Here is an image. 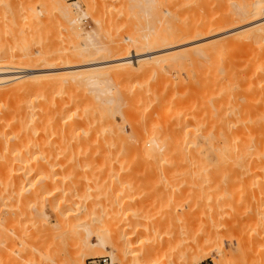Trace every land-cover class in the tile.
Wrapping results in <instances>:
<instances>
[{
  "label": "rangeland",
  "instance_id": "obj_1",
  "mask_svg": "<svg viewBox=\"0 0 264 264\" xmlns=\"http://www.w3.org/2000/svg\"><path fill=\"white\" fill-rule=\"evenodd\" d=\"M25 1L27 7H18L13 14L16 20L13 22H18L17 25H23L25 29L40 25V33L34 39L42 43L41 52L49 51L48 54L52 55V51L59 47L62 51L69 47L71 51H68L73 55L81 54V44L87 37L92 38L95 48L90 46L85 49L79 60L86 56L94 57V49L97 48L107 51L110 47L109 51L116 50L112 54L133 50L134 53L138 52L137 55H144L162 51L164 44L168 47L169 41L170 46V40L174 42V38L179 36H185L187 40L182 41L183 38L179 37V44L185 46L163 52L177 53L180 57L174 61L168 55L173 63L164 54L163 59L169 63L162 60L160 68L144 63L140 74L133 71L130 74L123 70L125 68L108 66L98 70H105L104 75L99 73L102 78H98H109L110 83H99V87L87 82V85L76 84L77 80L74 79H77L75 75L78 72L74 71L70 72L74 79L73 76H66L68 81L65 77V84L61 72L66 70L56 68L50 71L54 73L53 76H46L47 79L44 76L46 80L40 77L39 84L43 85L56 76L57 88L46 94L21 96L25 106L46 105L54 110L66 104L67 108L51 124L50 120L40 118L38 111L41 109L38 107L34 108L33 112L36 113L29 115L31 119L27 118L21 130L14 125L11 129L9 126L5 130L0 129V221L4 228L0 238V264H77L79 251L87 242L95 243L94 227L103 230L104 237L113 240L117 237L120 246H127L124 264H212L213 259H219L221 264H264V160L261 161L264 158L259 156L264 152V40L249 39L246 25L251 22V17L248 22L239 25L241 30L244 27L246 30L239 29L219 40L213 37L221 42L214 49V56H210L213 55L212 51L209 52L212 37L206 36L218 21L228 20L229 24H235L236 17L242 16L241 9L245 12L254 2L263 3L264 0H58L56 5L44 0L40 3L35 1L37 5L31 4L30 0ZM35 2L32 0V3ZM73 2L79 4L80 10L73 11L68 6ZM57 8L71 9L72 25L76 31H71V40L61 32ZM236 11L240 16H236ZM1 13L0 22L3 21ZM229 16L236 17L232 20ZM251 19L253 21L254 18ZM201 25L208 32H202L203 37L199 35L195 38L198 35L195 31L199 33L197 30L204 28ZM5 37L3 40H6ZM32 47L36 48V45ZM37 49L41 50L39 47ZM201 51H206L205 54L209 52L206 56L211 59L204 54L201 58ZM124 67L128 69V66ZM129 68L128 71L131 70ZM29 73L37 72L22 71L16 76ZM125 73L128 74L126 77ZM59 78L62 81H58ZM10 84L14 87L16 83ZM8 86L7 89L11 88ZM0 102L2 104V99ZM68 102L72 104L68 105ZM161 110L167 111L164 120L160 116L165 112L160 114ZM169 110L172 116L168 115L171 113ZM95 112L97 114H93ZM84 116L93 120L97 116L96 121L101 120L99 123L102 127L98 123V130H94V126L93 131L91 126L83 129L79 125L80 129L77 123ZM70 122L74 124V129L67 134L65 131ZM108 128H112V132H107ZM230 134H233L232 137ZM83 139H86L85 144ZM149 141L155 142L156 149L160 147V152L155 153L157 159L150 161L141 155L142 146L146 150L152 146L148 145ZM234 143H242L240 145L244 144L245 147L248 144L249 149L261 143L258 147L263 148L259 150L256 147L258 150H255L253 147L254 150L247 151L248 147L243 149L244 146L237 145L243 152L246 150L245 153L241 151L245 155L243 167V164L239 166L243 155L241 152V155L238 154L239 148ZM234 146L238 148L235 152ZM226 148L232 150L231 154ZM15 149L17 155L21 151L34 158L41 157L39 160L42 156L43 159L49 156L54 168L45 165V169L39 162L43 169L35 166L38 171L34 170L39 160L29 161L31 164L27 165L30 166L24 163L25 167L14 159L17 151L13 154L9 152ZM178 151L185 156H194L196 159H190L195 165L189 163L188 166L187 161L190 160H177ZM8 158L16 161L12 162L13 166L5 165L4 161ZM229 160L237 162L239 167L228 163ZM228 166L236 171L233 173L234 168L229 169ZM230 174L235 175L232 177ZM189 175L196 177L195 186L192 184L194 179ZM97 215L99 220L95 221L94 216ZM189 223L194 227L186 230ZM111 241L108 239L112 244ZM110 243H106L103 249L93 245L84 248V264L91 258L107 256L111 259L115 249ZM196 244L199 247L197 252L191 250ZM186 249L188 254H184ZM112 260V264H119Z\"/></svg>",
  "mask_w": 264,
  "mask_h": 264
},
{
  "label": "bare ground",
  "instance_id": "obj_2",
  "mask_svg": "<svg viewBox=\"0 0 264 264\" xmlns=\"http://www.w3.org/2000/svg\"><path fill=\"white\" fill-rule=\"evenodd\" d=\"M24 1L25 0H19V2L18 1H15V0H0V12L2 11L3 12V14H4V16H3V14L1 13V16H2V19H1V21L2 22H0L1 23V25H0V99H2V104H1V102H0V104H1V106L2 107H0V129H2V128H4V130H5V128L7 129V127L9 126V128L11 129L12 128V126L14 125V127L16 126V128L18 127V130H19V127H20V130H21V127L23 128V126L25 125V123L24 122H26V120H27V118H30V114L31 113H36V112H33V111H35V109H37L38 107H40V109H41V111L39 110L37 113L39 114V115H41L40 116V118L41 119H47V120H50V124H51V122L52 123H54L56 120H57V118H58V115L59 114H63V112L64 111H62L63 109H66L67 107V105L66 104H62L59 108H56L55 107V109L53 110L52 108L50 109V108H48V107H46V105H40V106H38V105H33V106H25L24 104V102L22 101V99H20V98H22L21 96H24V94H29V93H33V94H46V93H49L50 91H53L55 88H57V85L55 84L56 82V79L54 78V77H56V76H54V77H51V78H49V80L51 79H53V81H49L48 80V82H46L45 84L43 83V85H42V83L41 84H39L40 83V80H41V78H43V79H47V77L48 76H51L52 75V73L50 72V71H52V70H55L56 68H58V70L60 69V70H66V71H62L61 73H63V75H62V77H64V78H61V79H63V81H64V83L66 82V81H68V78L66 77V76H73V74H70V72L71 73H73V71L74 72H78L76 75H75V78H77V79H74V76H73V78L72 79H74L75 81H76V84H78V85H80V84H84L85 83V85H87L86 84V82L87 83H90V84H92L93 86H98L99 87V85H97V84H99L100 83V85L101 84H103V83H107V84H109L110 83V79L108 78V79H106V77H104V79H102V80H100L102 77V75H104V71H100L101 72V76L99 77V73L100 72H98V70H101L102 68H106V67H108V66H118V67H122V68H125V69H123V70H126V73H129L130 72V74H131V71H133V72H139V74H140V72H142L140 69L145 65V64H148V65H152V67L154 66L155 68H157L158 66H159V68H160V64H162V60H167L168 59V57L170 56L172 59H175L174 61H176L177 60V58L178 57H180V54H177V53H170L169 52V54H166V53H163V52H165L166 50H169V51H171V50H176V48L177 47H181L182 48V46H185V42L183 43L184 45H180L179 43H181L180 42V40L182 39V41L186 38L185 36L183 37H181V36H179L181 39H179V37H177L176 35H175V37H177L176 39H177V41H175L176 39L173 37L174 35V33H172V35L170 34V36L171 37H173L174 38V42H172L171 40H170V46H169V41H168V43H167V45H168V47H166V45L164 44L163 46H165V49L163 48V46H162V51H160V52H158V53H156V51L155 52H152V53H147V54H144V55H137L138 54V52H136V53H134V51L132 50L131 52L129 51V50H127L125 53H123V54H120L118 51V53L116 54V53H114V54H112L114 51H116V50H114L113 52H112V50H110L109 51V49H110V47H109V49H107V51L106 50H104V49H100V48H97V49H94L95 50V55H94V57L91 55V57H84V59L83 60H79V57H83V53L84 52H86V50L88 49V47H90V46H92V44H93V46H94V42H93V40H92V38L91 37H87L86 38V40L84 41V43H82L81 45V47L83 48V49H81V54L79 53V54H75V55H73V53H71L70 51V48L68 49H65V50H63L62 51V49L60 50V48L61 47H59L58 49L56 48V49H54V50H56V51H52V53H53V55L50 53V54H48V52L47 51H43V52H41L42 51V48L43 47H41V44H39V42H38V40L36 41V39H34L35 37H36V35H39V33H40V31H39V26H36V25H34V26H29V28H27V29H25V28H23L22 26H18L17 24H18V22H17V24H16V22H13V21H16L15 20V18L13 17L14 15L13 14H15L17 11H18V7L20 8L21 7V9H23V7L25 6V7H27L26 6V3H24ZM39 2V1H42V0H34V2ZM44 1H47V2H49L50 4H53V5H56L57 3H56V1H58V0H44ZM258 1H260V0H258ZM26 2V1H25ZM31 4H36V2L35 3H32V0H30L29 1ZM46 2V3H47ZM40 3V2H39ZM250 3H253V2H250ZM264 3V2H263ZM263 3H261V2H257L256 1V3L254 2L253 4H251L250 6V9L249 8H247V9H249V10H247V9H245V12H244V9H241L240 11H241V17H239V18H237L236 16H240V14H237V11L235 12L236 13V16H233V17H236V19H235V24L233 23V22H231L232 23V25H230L227 21H223V20H221V18H219L220 20H221V22H219L218 21V23H216L215 25H213L208 31H206V28H205V26H202V27H204V28H199L197 31L199 32V33H197L196 31H195V33L196 34H198V35H196V36H194L195 38H198V36L199 35H201V34H203L204 32L206 33V32H208L207 34H206V36H207V38L209 37V38H211L212 39V42L209 44V48H210V51L209 52H211L212 51V53H213V55H210V56H214V53H216L215 51H214V49H216V47H218V43H221L220 41H217V40H215V39H213V37L214 38H216V39H218L219 40V38H222L223 36H227V35H229V34H231L232 32H235V31H237V30H239L241 27H239V25H240V23L241 22H244V21H247L248 20V18L249 17H251V18H254L253 19V21H252V19L251 18H249L250 20H251V22L250 23H248L247 25H246V27H248L249 28V36L251 37H249V39L250 40H252V38L253 39H258L259 41L262 39V40H264L263 38H264V7H262L261 5H264ZM38 4V3H37ZM36 4V5H37ZM23 5V6H22ZM44 5V4H43ZM245 5V4H244ZM35 6V5H34ZM68 6H70V8L73 10V11H78V10H80V6H79V4L78 3H75V2H73V3H69V5ZM224 6V5H223ZM236 6V5H235ZM237 7V6H236ZM245 7H247V6H245ZM179 8V7H178ZM55 9V8H54ZM64 9H66V8H64ZM71 9H68V10H63V9H59L58 10V8H57V10H58V14H59V16H60V20H61V22H60V24H61V29H62V31L61 32H63V33H66V34H64V35H67L68 37H66V38H70V34H71V31H73V32H76V31H74V28H73V21H72V19H71ZM176 9V8H175ZM233 9H234V7H233ZM169 10H171V9H169ZM243 10V11H242ZM247 11V12H246ZM231 12H233L232 10H231ZM230 12V13H231ZM234 13V14H235ZM238 13H240L239 12V8H238ZM57 14V13H56ZM169 14V13H168ZM228 14V13H227ZM12 17V18H11ZM222 17V16H221ZM224 17V16H223ZM222 17V18H223ZM230 17V16H229ZM232 17V18H233ZM231 18V17H230ZM231 18V19H232ZM247 18V19H246ZM59 19V18H58ZM234 19V18H233ZM232 19V20H233ZM5 20V21H4ZM223 21V22H222ZM4 22V23H3ZM188 22V21H187ZM202 22V21H201ZM205 22V21H204ZM213 22V21H212ZM225 22H227V23H225ZM230 22V21H229ZM248 22V21H247ZM198 23V22H197ZM209 23V22H208ZM207 23V24H208ZM20 24V23H19ZM42 24V23H41ZM45 24V23H44ZM59 24V25H60ZM213 24V23H212ZM229 24V25H228ZM242 24V23H241ZM21 25V24H20ZM27 25V24H26ZM43 25V24H42ZM172 25V24H171ZM208 25H211V24H208ZM207 25V26H208ZM175 26V25H174ZM200 26V25H199ZM233 26V27H232ZM238 26V27H237ZM28 27V26H27ZM208 27H210V26H208ZM45 28V27H44ZM44 28H41V29H44ZM245 28V27H244ZM243 28V29H244ZM248 28H247V31H248ZM40 29V30H41ZM171 29V28H170ZM197 29V28H196ZM205 31H204V30ZM242 29V30H243ZM175 30V29H174ZM190 30V29H189ZM203 30V31H202ZM241 29L239 30V31H242ZM245 30H246V28H245ZM244 30V31H245ZM178 31V30H177ZM180 31V30H179ZM238 31V32H239ZM72 32V33H73ZM170 32V31H169ZM188 32V31H187ZM187 32H185V34L187 33ZM203 32V33H202ZM45 33V32H44ZM171 33V32H170ZM194 33V32H193ZM201 33V34H200ZM240 33V32H239ZM242 33V32H241ZM6 34H8L9 36H10V39H7L9 36L7 35V38L5 37V35ZM168 34V33H167ZM246 34V33H245ZM3 35H4V37L6 38V40H3ZM180 35V34H179ZM183 35V34H182ZM190 35V34H189ZM205 35V34H204ZM62 36H63V34H62ZM164 36H165V34H164ZM167 36V35H166ZM206 36H204V37H206ZM247 36H248V34H247ZM193 37V38H194ZM200 37V36H199ZM201 37H203L202 35H201ZM64 38V36L62 37V39ZM74 38V37H73ZM76 38H78V35L76 36ZM157 38V37H156ZM166 38V37H165ZM169 37H167V39H168ZM194 38V39H195ZM72 39V35H71V38H70V40ZM167 39H166V41H167ZM170 39H172V38H170ZM189 39H191V37L189 38ZM185 40H187V39H185ZM184 40V41H185ZM193 40V39H192ZM214 40V41H213ZM255 40V41H256ZM261 40V41H262ZM31 41L34 43H32V45H31ZM65 41H68V40H65ZM153 41V40H152ZM190 41V40H189ZM217 41V42H216ZM226 41V40H225ZM239 41V40H238ZM93 42V43H92ZM165 42V40L163 41V43ZM216 42V43H215ZM251 42V41H250ZM36 43V44H35ZM179 45H178V44ZM225 43V42H224ZM239 43V42H238ZM253 43V42H252ZM187 44V43H186ZM207 44V43H206ZM205 44V45H206ZM33 45H36V48L35 47H32ZM67 45V44H66ZM188 45V44H187ZM197 45H199V44H197ZM196 45V46H197ZM221 45V44H220ZM53 46V45H52ZM51 46V47H52ZM92 46V47H93ZM153 46V45H152ZM160 46V47H161ZM239 46V45H238ZM260 46V45H259ZM39 47V49L41 48V50H38L37 48ZM50 47V46H49ZM64 47V46H63ZM80 47V48H81ZM160 47H159V49H160ZM207 47V48H208ZM221 47V46H220ZM46 48H48V47H46ZM53 48V47H52ZM93 48H95V47H93ZM156 48V47H155ZM202 48V47H201ZM37 49V50H36ZM86 49V50H85ZM149 49V48H148ZM157 50H159L158 48H156ZM178 49V48H177ZM218 49V48H217ZM47 50V49H46ZM58 50V51H57ZM68 50H70V51H68ZM195 50V49H194ZM199 50V49H198ZM219 50V49H218ZM149 51V50H148ZM152 51V50H151ZM204 51V50H203ZM203 51H201V52H203ZM214 51V52H213ZM106 52V53H105ZM112 52V53H111ZM147 52V51H146ZM150 52V51H149ZM166 52H168V51H166ZM186 52V51H185ZM208 52V53H209ZM96 53L97 54H99V56L98 55H96ZM102 53V54H101ZM103 53H105V55H103ZM206 53V51L205 52H203V53H201L200 54V57L201 58H203L202 57V54H204L205 56L208 54H205ZM218 53V52H217ZM167 56V59H163L164 57H165V55ZM171 54V55H170ZM190 54V53H189ZM49 55H51V56H49ZM169 55V56H168ZM199 55V54H198ZM89 56V55H88ZM95 56H98L96 59H94L95 58ZM187 56V55H186ZM204 56V57H205ZM227 56V55H226ZM169 57V59L168 60H170V62H171V58ZM183 57V56H182ZM189 57H190V55H189ZM198 57V56H197ZM207 57H209V56H206V58ZM188 58V57H187ZM205 58V59H206ZM210 58V57H209ZM208 58V59H209ZM214 58V57H213ZM88 59V60H87ZM198 59H199V57H198ZM204 59V60H205ZM211 59V58H210ZM165 61V62H168L169 63V61ZM181 60V59H180ZM190 60H192V59H190ZM189 60V61H190ZM196 58H195V62H196ZM203 60V61H204ZM174 61L172 60V62L174 63ZM202 61V62H203ZM209 61V60H208ZM207 61V62H208ZM185 62V61H184ZM187 62V61H186ZM14 63H16V64H14ZM145 63V64H144ZM188 63V62H187ZM191 63V62H190ZM206 63V62H205ZM222 63H223V61H222ZM74 64H77V66H75V67H73V65ZM194 64V63H193ZM200 64H202V63H200ZM208 64V63H207ZM229 64V63H228ZM147 65V66H148ZM203 65V64H202ZM124 66H128V69H130L129 68V66L131 67V70H129L128 71V69H126L127 67H124ZM182 66H183V64H182ZM149 67V66H148ZM176 67V66H175ZM185 67H186V65H185ZM191 67V66H190ZM72 68V69H71ZM73 68H75V69H73ZM109 68V67H108ZM178 68V67H177ZM71 69V70H70ZM186 69V68H185ZM88 70V71H87ZM103 70V69H102ZM142 70H143V68H142ZM157 70V69H156ZM22 71H32V72H37V73H35V74H26V75H23V76H16V74L17 75H19V73H21ZM86 71L87 72H89V71H91V73L89 72V73H86ZM94 72H98V74L96 73H94ZM104 72V73H103ZM160 72V71H159ZM247 72V71H246ZM58 73V72H57ZM92 73H94L95 75H93ZM103 73V74H102ZM125 73V77L128 75V74H126ZM24 74V73H23ZM54 74V73H53ZM56 74V73H55ZM67 74H69V75H67ZM87 74H89V75H87ZM92 74V75H91ZM129 74V75H130ZM133 74V73H132ZM138 74V73H137ZM60 75V74H59ZM43 76V77H42ZM44 76H45V78H44ZM47 76V77H46ZM53 76V75H52ZM37 77V78H36ZM41 77V78H40ZM60 77H61V75H60ZM65 77L67 78V80L65 79ZM100 79H99V78ZM57 78H58V76H57ZM70 78V77H69ZM40 79V80H39ZM45 79V80H46ZM66 81H65V80ZM218 79V78H217ZM36 80V81H35ZM38 80V81H37ZM44 80V81H45ZM112 80V79H111ZM129 80V79H128ZM31 81H33V83L31 82ZM43 81V82H44ZM58 81H62V80H60V78H59V80ZM199 81V80H198ZM38 84H37V83ZM78 82V83H77ZM10 83H16V84H14L15 86L14 87H12V85L10 84ZM60 83H62L63 84V82H60ZM62 84H60L61 86H62ZM66 84V83H65ZM68 85H70L69 83H67ZM90 84H88V85H90ZM94 84H96V85H94ZM6 85H10L11 86V88H8L7 89V87H6ZM104 85V84H103ZM106 85V84H105ZM10 86H8V87H10ZM76 86V85H75ZM83 86V85H82ZM91 86V85H90ZM6 87V88H5ZM60 87V86H59ZM70 87V86H69ZM104 87V86H103ZM3 88H5V89H3ZM67 88V87H66ZM64 89V88H63ZM107 90V89H106ZM102 91V90H101ZM105 91V90H104ZM250 91V90H249ZM100 94V93H99ZM244 95H246V94H244ZM15 96L16 97H18V98H15ZM57 96V95H56ZM12 97H14V98H12ZM59 97V96H58ZM240 97V96H239ZM53 98V97H52ZM244 98V97H243ZM60 99V98H59ZM78 99V98H77ZM39 100V99H38ZM4 101V102H3ZM48 101V100H47ZM240 101V100H239ZM22 102L24 103V104H22ZM36 102V101H35ZM52 102V101H51ZM242 102V101H241ZM244 102V101H243ZM38 103V102H37ZM67 103V102H66ZM246 103V102H245ZM43 104V103H42ZM70 104H72L71 102H70ZM69 104V102H68V105H70ZM31 105V104H30ZM248 105V104H247ZM73 106V105H72ZM75 106H76V104H75ZM170 106V105H169ZM35 108V109H34ZM250 108H251V106H250ZM253 108V107H252ZM257 108V107H256ZM70 108H68V110H69ZM72 109V108H71ZM78 109V108H77ZM163 109V108H162ZM169 109V108H168ZM79 110V109H78ZM165 110H166V108H165ZM165 110H161V112H159L160 114L162 113V112H165ZM256 110V109H255ZM37 111V110H36ZM71 111V110H70ZM97 111V110H96ZM68 112V111H67ZM167 112V111H166ZM166 112L165 113H162L161 114V119L163 118V120L165 119V117L167 118V114H166ZM168 112H171L170 110L168 111ZM256 112V111H255ZM172 113V112H171ZM171 113H169L168 115H170V116H172L173 115V113L171 114ZM247 113H248V109H247ZM69 114V113H68ZM93 114H97L96 112L95 113H93ZM81 115H83V114H81ZM87 115V114H86ZM99 115V114H98ZM162 115H163V117H162ZM176 115V114H175ZM222 115V114H221ZM62 116V115H61ZM214 116V115H213ZM44 117V118H43ZM69 117V116H68ZM76 117V116H75ZM82 117V116H81ZM85 117V118H84ZM83 117V119H81V121L80 122H76L77 123V125L79 126H83V129H84V127H87V128H89L90 126V128L92 129V126H94L93 127V129L95 130V128H97V130H98V127H100L101 126V123H99L100 121H96L97 120V116H94L93 118H96V120L94 119H92V117H88V118H86L87 116H84ZM146 117V116H145ZM175 117V116H174ZM222 117V116H221ZM225 117V116H224ZM79 118V117H78ZM77 118V119H78ZM177 118V117H176ZM31 119V118H30ZM36 119V118H35ZM59 119V118H58ZM214 119V118H213ZM37 120V119H36ZM69 120V119H68ZM71 120V119H70ZM73 120V119H72ZM80 120V119H79ZM98 120H99V116H98ZM218 120V119H217ZM30 120H28V122H29ZM38 121V120H37ZM39 121H41V120H39ZM75 121V120H74ZM78 121V120H77ZM48 122V121H47ZM103 122V121H102ZM38 123V122H37ZM36 123V124H37ZM96 123V124H95ZM100 124V126H98L97 124ZM69 124V123H68ZM97 125V126H95V125ZM31 125V124H30ZM73 123L72 122H70V124H69V126H67V128H66V131L65 132H67V134H70V132H71V130H73L74 128H73ZM5 126V127H4ZM32 126H33V124H32ZM35 126V125H34ZM33 126V127H34ZM39 126V125H38ZM80 126H79V128H80ZM160 126H161V124H160ZM181 126V125H180ZM225 126V125H224ZM228 126V125H227ZM244 126V125H243ZM25 127V126H24ZM77 127V126H76ZM75 127V128H76ZM102 127V126H101ZM235 127V126H234ZM28 128V127H27ZM39 128V127H38ZM73 128V129H72ZM104 128V127H103ZM114 128V127H113ZM174 128V127H173ZM215 128V127H214ZM29 129V128H28ZM80 129H82V128H80ZM92 129V130H93ZM160 129V128H159ZM169 129V128H168ZM222 129H224V128H222ZM17 130V129H16ZM30 130V129H29ZM76 130V129H75ZM88 130V129H87ZM93 130V131H94ZM101 130H103V129H101ZM100 130V131H101ZM110 130V132H112V128H108V130H107V132ZM89 131V130H88ZM106 131V130H105ZM228 131V130H227ZM260 131V130H259ZM22 132V131H21ZM20 132V133H21ZM26 132H28V130H26ZM97 132V131H96ZM99 132V131H98ZM164 132V131H163ZM213 132V131H212ZM25 133V132H24ZM114 133V132H113ZM165 133V132H164ZM170 133V132H169ZM175 133V132H174ZM226 133V132H225ZM254 133V132H253ZM73 134V133H72ZM78 134V133H77ZM112 134V133H111ZM255 134V133H254ZM231 135V134H230ZM233 135V134H232ZM232 135H231V137H232ZM87 136V135H86ZM211 136V135H210ZM214 136V135H213ZM69 137H70V135H69ZM81 137V136H80ZM111 137V136H110ZM119 137V136H118ZM168 137V136H167ZM230 137V138H231ZM77 138H79V136L77 137ZM83 138V137H82ZM101 138V137H100ZM145 138V137H144ZM206 138V137H205ZM214 138H216V137H214ZM226 138V137H225ZM228 138V137H227ZM229 138V139H230ZM68 139V138H67ZM73 139V138H72ZM71 139V140H72ZM89 139H91V138H89ZM158 139V138H157ZM210 140H212L211 139V137L209 138ZM261 139V138H260ZM69 140H70V138H69ZM74 140V139H73ZM92 140V139H91ZM105 140V139H104ZM216 140V139H215ZM231 140V139H230ZM75 141V140H74ZM77 141V140H76ZM84 141V142H83ZM85 141H86V139L84 140H82V142L85 144ZM206 141V140H205ZM234 141H235V139H234ZM237 141V140H236ZM92 142V141H91ZM104 142V141H103ZM106 142V141H105ZM86 143H88V142H86ZM144 143V142H143ZM148 143V145H152L150 148H149V150H148V148H147V150L142 146V150H141V155L143 156V157H146V158H149V161L151 160V159H154V158H156L155 156V153H157V152H160V147H159V149H158V147H157V149L155 148V145H154V141H149V142H147ZM226 143H228V140H227V142ZM233 143V142H232ZM261 143H263V142H261ZM261 143L259 144V145H261ZM74 144V143H73ZM136 144V143H135ZM140 144V143H139ZM234 144H236V143H234ZM234 144H232V145H234ZM240 144H242V143H239V144H236V146L237 145H240ZM143 145V144H142ZM145 145V144H144ZM148 145L146 146V147H148ZM232 145L230 146L231 148H232ZM259 145H257V144H255L254 146L253 145H249L250 147H254V149L255 150H258L259 149ZM135 146H137V144L135 145ZM227 146H229V145H227ZM236 146H234L235 148H233L234 150H233V152H235V150L237 149L238 150V148L240 147V146H242V145H240L238 148L236 147ZM243 146L245 147V145L243 144ZM243 146H242V148H243ZM259 146V147H258ZM263 146V145H262ZM164 147V146H163ZM248 147V144H247V146L245 147V148H243V149H246ZM253 147H252V149H253ZM256 147H258V149L256 148ZM28 148V147H27ZM130 148V147H129ZM138 148V147H137ZM242 148H239V150H238V154H240V152L242 151ZM263 148V147H262ZM262 148L261 149H259V150H262ZM13 149V148H12ZM20 149V148H19ZM23 149V148H22ZM136 149V148H135ZM184 149V148H183ZM247 149H249V147L247 148ZM252 149H249V150H247V151H250V150H252ZM253 149V150H254ZM264 149V148H263ZM5 150V149H4ZM30 151L29 152H31V149H29ZM130 150V149H129ZM128 150V151H129ZM175 150V149H174ZM226 151H228V149L226 148L225 149ZM236 150V151H237ZM9 151V150H8ZM17 150L15 149L14 151L13 150H11V151H9L10 153H15ZM123 151V150H122ZM173 151V150H172ZM246 151V150H245ZM245 151L243 152V153H245ZM23 152V151H22ZM140 152V151H139ZM179 152V151H178ZM177 152V153H178ZM229 152H230V154H231V152H232V150L230 151V149H229V151H228V154H229ZM241 152V153H242ZM6 153V152H5ZM10 153H9V155H10ZM20 153H21V151H20ZM19 153V155H17L18 154V151H17V153H16V155H13V157H14V159L18 162L19 161V163L21 162V163H23V165H25L24 163H26V165L29 163V164H31L30 162L31 161H36L37 162V160H39L40 158L38 157V158H34V157H32V156H29V154L27 153H25L24 154V152H23V154L21 153L20 154ZM119 153V152H118ZM118 153H114V154H118ZM176 153V152H175ZM180 154L178 155L177 154V160H179V161H182V160H184V161H186V160H190L191 161V159L190 158H195L194 156L192 157V155H190V156H188V155H186L185 156V154H183V152H182V154H181V151L179 152ZM237 153V152H236ZM235 153V154H236ZM242 153V158H241V160L239 161V163L240 162H242V160H244V154ZM262 153V155H259V156H262L261 158H264V156H263V153L264 152H261ZM260 153V154H261ZM34 154V153H33ZM51 154V153H50ZM112 154V153H111ZM234 154V155H235ZM238 154H236V156H238ZM8 155V154H7ZM29 156V157H26V156ZM49 155V154H48ZM224 155H226V154H224ZM234 155H232V156H234ZM241 155V154H240ZM246 155H248V153H246ZM255 155V154H254ZM253 155V156H254ZM5 156V155H4ZM11 156V155H10ZM38 156V155H37ZM122 156V155H121ZM137 156V155H136ZM188 156V157H187ZM198 156V155H197ZM257 154H256V157H257V159H258V157H259ZM49 157V156H48ZM48 157H47V159L45 158V159H43V156H42V159L41 160H39L38 162H37V164L40 162V164H42L41 166L43 167V168H45L46 169V166L45 165H47V168L48 167H50L51 169L52 168H54L53 167V165H51L50 163V159H48ZM109 157H110V155H109ZM114 157H115V155H114ZM114 157H112V158H114ZM137 157H139V156H137ZM229 157H231L230 155H229ZM7 158V157H6ZM50 158V157H49ZM145 158V159H146ZM164 158V157H163ZM199 158H200V156H199ZM223 158V157H222ZM221 158V159H222ZM224 158H225V156H224ZM228 158V157H227ZM234 158V157H233ZM236 158V157H235ZM261 158H260V160H261ZM157 159V158H156ZM196 159V158H195ZM202 159V158H201ZM218 159V158H217ZM237 159V158H236ZM236 159H232V158H230V160H234V161H236ZM240 158L238 157V160H239ZM54 160V159H53ZM93 160V159H92ZM109 160H111V158L109 159ZM228 160V159H227ZM229 160V161H230ZM237 160V161H238ZM249 160V159H248ZM264 159H262L261 161H263ZM16 161H14V162H16ZM30 161V162H29ZM74 161V160H73ZM75 161H77V160H75ZM88 161V160H87ZM119 161V160H118ZM190 161H187L188 163V166H189V163H191L190 165H195V164H193V160L190 162ZM225 161V160H224ZM234 161L233 162H228V163H233V166L234 167H236L235 165H237V162H235L234 163ZM260 161V162H261ZM12 162H13V159L12 158H8L6 161H4V163H5V165L6 166H10V165H12ZM13 162V163H14ZM45 164H44V163ZM116 162H117V160H116ZM157 162V161H156ZM258 162H259V159H258ZM3 163V164H4ZM18 163V164H19ZM20 163V164H21ZM153 163V162H152ZM36 164V163H35ZM154 164V163H153ZM213 164H215V163H213ZM218 164V163H217ZM221 164V163H220ZM241 164H243V167H244V163L242 162V163H240L239 164V166H241ZM26 165H25V167H26ZM33 165V164H32ZM145 165V164H144ZM177 165V164H176ZM180 165V164H179ZM222 165V164H221ZM13 166V165H12ZM27 166H30V165H27ZM37 167V168H39L40 166H39V164L38 165H34V167ZM125 166V165H124ZM188 166H186V167H188ZM224 166V165H223ZM238 166V165H237ZM238 166V167H239ZM34 168V170L35 169H37V168ZM42 167H40L39 169H41ZM214 167V166H213ZM218 167V166H217ZM227 167V166H226ZM229 167V166H228ZM234 167H229V169L231 168V169H233ZM243 167H241V168H243ZM42 168V169H43ZM147 168V167H146ZM179 168V167H178ZM195 169H197L196 167H194ZM208 168V167H207ZM216 168V167H215ZM150 169V168H149ZM148 169V170H149ZM191 169V168H190ZM202 169V168H201ZM220 169V168H219ZM229 169H228V171H229ZM54 170V169H53ZM234 170H235V168L233 169V173H234ZM244 170H245V168H244ZM37 171H38V169H37ZM151 171V170H150ZM227 171V172H228ZM236 171V170H235ZM243 171V170H242ZM127 172V171H126ZM149 172V171H148ZM170 171H168V173H169ZM189 172V171H188ZM218 172V171H217ZM232 172V171H231ZM156 173V172H155ZM164 173V172H163ZM173 173V172H172ZM175 173V172H174ZM197 173V172H196ZM196 173H195V171H194V175H196ZM205 173V172H204ZM211 173V172H210ZM123 174V173H122ZM165 174V173H164ZM193 174V173H192ZM199 174V173H198ZM198 174H197V176H198ZM215 174V173H214ZM228 174V173H227ZM235 174H236V172H235ZM235 174H233V175H235ZM239 174V173H238ZM238 174H236V175H238ZM243 174H244V172H243ZM242 174V175H243ZM245 174H248V173H245ZM193 175V176H194ZM206 175V174H205ZM216 175H218V173L217 174H215V176ZM231 175V174H230ZM233 175H231L232 177H233ZM120 176V175H119ZM118 176V177H119ZM124 176V175H123ZM122 176V177H123ZM128 176V175H127ZM189 176H191V178H193L192 177V175H189ZM210 176L212 177V175L210 174ZM244 176H246V175H244ZM248 176V175H247ZM115 177V176H114ZM117 177V178H118ZM196 178V177H195ZM195 178H193L194 179V183H192L194 186H195V184H196V180H195ZM199 178V177H198ZM202 178V177H201ZM207 178V177H206ZM206 178H205V181H206ZM234 178H235V176H234ZM46 179V178H45ZM44 179V180H45ZM119 179V178H118ZM238 179H239V176H238ZM241 179V178H240ZM247 179H249V178H247ZM48 180V179H47ZM216 180V179H215ZM221 180V179H220ZM234 181L235 180H237V179H233ZM243 181H244V178L242 179ZM48 181H51L50 179L48 180ZM191 181H192V179H191ZM222 181V180H221ZM247 181V180H246ZM256 181H257V179H256ZM188 182V181H187ZM224 182V181H223ZM237 182V181H236ZM241 182V181H240ZM249 182V181H248ZM217 183V182H216ZM225 184V183H224ZM247 184V183H246ZM203 185V184H202ZM218 185V184H217ZM228 185V184H227ZM187 186V185H186ZM231 186V185H230ZM181 187V186H180ZM221 187H222V185H221ZM225 187V186H224ZM228 187H229V185H228ZM233 187V186H232ZM232 187H231V189H232ZM250 187V186H249ZM188 188V187H187ZM196 188H197V185H196ZM199 190V189H198ZM227 190V189H226ZM207 191V190H206ZM212 191H214V190H212ZM224 191V190H223ZM230 191V190H229ZM250 191H251V189H250ZM211 192V191H210ZM194 193V192H193ZM199 194V193H198ZM197 194V195H198ZM233 194V193H232ZM242 195V194H241ZM233 196V195H232ZM226 197V196H225ZM231 197V196H230ZM240 197V196H239ZM190 198V197H189ZM200 198H201V196H200ZM233 198V197H232ZM195 199V198H194ZM227 199V198H226ZM192 200V199H191ZM222 200V199H221ZM190 201V200H189ZM192 203V202H191ZM196 203V202H195ZM211 203V202H210ZM239 203V202H238ZM222 204V203H221ZM225 204V203H224ZM219 205V204H218ZM241 205V204H240ZM187 206V205H186ZM215 207V206H214ZM237 207V206H236ZM224 208V207H223ZM217 209H218V206H217ZM236 209V208H235ZM250 209V208H249ZM248 209V210H249ZM115 214V213H114ZM251 215V214H250ZM94 217H96L94 220L95 221H97V220H99L98 218H99V215H97V216H94ZM98 217V218H97ZM253 217V216H252ZM259 217V216H258ZM97 219V220H96ZM236 221V220H235ZM231 222V221H230ZM97 223H99V222H97ZM96 223V224H97ZM191 223V222H190ZM189 223V225L187 224V226H190V227H187L186 226V230H187V228H192L193 229V224L191 225ZM193 223V222H192ZM111 224V223H110ZM194 225H196V224H194ZM256 225H257V223H256ZM259 225V224H258ZM260 225H262V224H260ZM192 226V227H191ZM264 226V225H263ZM128 227V226H127ZM117 228V227H116ZM255 228V227H254ZM4 228H3V225H2V223H1V221H0V238H1V236H2V234H3V230ZM123 230V229H122ZM125 230V229H124ZM123 230V231H124ZM126 230H128V229H126ZM190 230V229H189ZM12 231V230H11ZM11 231H9V235H11L12 233H11ZM147 231V230H146ZM191 231V230H190ZM211 231V230H210ZM263 231V230H262ZM14 232V231H13ZM11 233V234H10ZM90 233V232H89ZM93 233V235H94V239H95V243L93 244H91L90 242H87V241H85V243H86V245L79 251V255H78V253H77V257H76V259H77V264H84V256H86V254L84 253L85 252V249L84 248H86V249H88L87 248V246H90V245H93V246H99V248L100 247H102V249L105 247V244L107 243H110V242H108V239H109V241L110 240H112L111 242H112V244H111V246H113L114 247V249H115V254L113 253V254H111V259H113V260H115L116 262H118L119 264H124L125 262H126V255H127V246L126 245H123L122 244V246H120L121 245V243H120V245L118 244V241H116L118 238L116 237L114 240H113V238H106V237H104V235L105 234H103V230H101V229H99L98 227H96V229H95V227H94V231L92 232ZM5 234V233H4ZM122 234V233H121ZM228 234V233H227ZM128 235V234H127ZM258 235V234H257ZM260 235H261V233H260ZM12 236V235H11ZM106 236V235H105ZM113 236V235H112ZM117 236V235H116ZM120 236V235H119ZM122 236V235H121ZM124 236V235H123ZM133 236V235H132ZM131 236V237H132ZM221 236V235H220ZM126 237V236H125ZM222 237V236H221ZM123 238V237H122ZM204 239V238H203ZM107 241V242H106ZM114 241H116V243L119 245H117L116 243H114ZM195 242H197V241H195ZM249 243V242H248ZM125 244V243H124ZM192 244H195V243H192ZM199 244V243H198ZM198 244H196L195 246H193V247H191V250L193 251V250H195L196 252L199 250V249H197V248H199V247H197V245ZM199 246H201V245H199ZM160 247V246H159ZM202 248V247H201ZM83 249H84V252H83ZM190 249V248H189ZM197 249V250H196ZM252 249V248H251ZM250 250V249H249ZM188 250L186 249V251H185V253L184 254H186V252H187ZM189 252V251H188ZM188 252H187V254H188ZM191 252V251H190ZM147 252H145V254H146ZM148 253H150V252H148ZM85 254V255H84ZM144 255V254H143ZM149 255V254H148ZM186 256V255H185ZM145 257V256H144ZM220 258V257H219ZM186 259V258H185ZM112 260V261H113ZM193 261V260H192ZM75 262V261H74ZM137 264H138V262H137ZM212 264H221L220 263V260L219 259H213L212 260Z\"/></svg>",
  "mask_w": 264,
  "mask_h": 264
},
{
  "label": "built area",
  "instance_id": "obj_3",
  "mask_svg": "<svg viewBox=\"0 0 264 264\" xmlns=\"http://www.w3.org/2000/svg\"><path fill=\"white\" fill-rule=\"evenodd\" d=\"M87 264H112L111 259L107 256L99 258H91L87 261Z\"/></svg>",
  "mask_w": 264,
  "mask_h": 264
}]
</instances>
